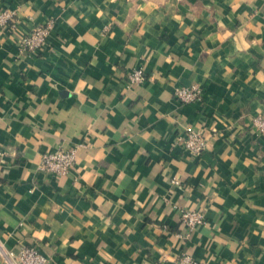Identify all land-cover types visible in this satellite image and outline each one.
Returning <instances> with one entry per match:
<instances>
[{
  "label": "crops",
  "instance_id": "crops-1",
  "mask_svg": "<svg viewBox=\"0 0 264 264\" xmlns=\"http://www.w3.org/2000/svg\"><path fill=\"white\" fill-rule=\"evenodd\" d=\"M4 13L5 250L35 245L47 264H264V135L253 124L264 0H0ZM48 21L45 47L23 52L22 37ZM136 69L147 79L130 87ZM193 86L200 100L181 103L178 89ZM187 129L207 138L200 157L177 141ZM74 148L68 176L41 170L44 153ZM187 209L206 218L192 232Z\"/></svg>",
  "mask_w": 264,
  "mask_h": 264
},
{
  "label": "built area",
  "instance_id": "built-area-1",
  "mask_svg": "<svg viewBox=\"0 0 264 264\" xmlns=\"http://www.w3.org/2000/svg\"><path fill=\"white\" fill-rule=\"evenodd\" d=\"M12 15L4 13L0 16V25L8 22ZM12 28L16 27L12 23ZM53 28V22L48 21L44 26L37 27L30 33L24 35L21 39V50L28 53H37L41 51L47 42L49 33ZM145 73L142 69H136L128 75L129 86L139 85L146 81ZM176 96L178 100L185 103H192L200 100L202 91L193 86L178 89ZM253 124L258 133L264 135V111L253 119ZM178 143L189 153L196 157H200L208 149V141L203 131L187 129L181 133L177 139ZM7 152L0 147V166ZM77 150L74 149H58L55 152H47L42 156L41 170L55 176H68L74 169L76 164ZM174 184L179 185L180 181L173 180ZM205 216L197 211L187 209L182 211V223L188 232H192L205 224ZM0 254L8 264H47L49 259L40 252L37 246L23 247L18 252L5 250L0 244ZM177 264H199L192 257H183Z\"/></svg>",
  "mask_w": 264,
  "mask_h": 264
}]
</instances>
